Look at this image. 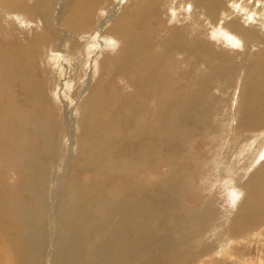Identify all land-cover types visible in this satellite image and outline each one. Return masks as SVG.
I'll return each instance as SVG.
<instances>
[{
	"label": "bare ground",
	"instance_id": "1",
	"mask_svg": "<svg viewBox=\"0 0 264 264\" xmlns=\"http://www.w3.org/2000/svg\"><path fill=\"white\" fill-rule=\"evenodd\" d=\"M98 2L0 0V264L243 259L234 238L263 235V163L234 186L236 209L221 206V218L207 197L187 209L172 193L141 195L155 179L132 189L100 181L164 160L183 178L171 189L186 195L197 175L202 199L247 174L230 161L250 167L264 152V0H100L101 18ZM97 31L103 49L91 59ZM200 138L211 155L180 170V147L191 164Z\"/></svg>",
	"mask_w": 264,
	"mask_h": 264
},
{
	"label": "rangeland",
	"instance_id": "2",
	"mask_svg": "<svg viewBox=\"0 0 264 264\" xmlns=\"http://www.w3.org/2000/svg\"><path fill=\"white\" fill-rule=\"evenodd\" d=\"M119 1H122L124 3V2H127L128 0H119ZM91 3H92V0H91ZM99 4H100V0H99L98 4L96 6H94L96 8L94 11H96L97 17H100L101 18V17L104 16L103 15L104 13H102V10H103L104 7H98ZM5 18H7L6 15H5ZM10 18L14 20V22L16 23V25L18 27L24 26L25 23H27V21H25V19H22L21 20L16 15H12ZM141 19H143V17ZM176 22L177 21L173 18V23L175 24ZM95 39H96V41L94 42L95 48L93 49V51H91V59H94L93 56H97V55L99 56V52L102 51V49H103V44H102V42H103V35L101 34L100 31H97L96 32ZM50 48H51V45L49 46L48 50ZM89 68L91 70V67H89ZM95 71H96V69H93V74H95ZM4 79H5V82L9 83V81H11V83L14 84V80L12 82L11 79H7V78H4ZM118 83H119L120 87L123 88V90H125V89H128V91L134 90V88L130 85V83L127 80L123 81V80L119 79V82ZM15 84H18V82H15ZM224 85H226V84H224ZM217 94H219V92H217ZM228 96H229V94L228 95L226 94L225 96L224 95L223 96H220L221 98L222 97H224V98L220 99L219 102L222 101L221 103H223L224 105H226V103L229 101V97ZM239 101H240V98H238V102ZM232 107L233 106L231 105L230 108H232ZM215 122L216 121H214L213 123H215ZM213 130H216V128H214ZM262 132H264V131H260V133H262ZM226 134L227 133H225V135ZM228 135L229 134H227L226 136H228ZM175 138H178V137H175ZM172 142H174V138H172L170 136L169 137V143H172ZM217 144H219V143H217V142L214 143V145H217ZM210 147L211 146H208V141L207 140H204V139L201 140V138L198 139V140H196V142L192 146V150L196 154V157H195V159H192V158L191 159H188V160H190L192 162L191 164H188L187 161H186L187 160V157H188V148L186 146L180 147L181 148L180 151H179V155L180 156H178L179 159L177 158V161L179 160L178 162L181 163V165L179 164V167L178 168L180 170H181V168L183 169L184 167L185 168L188 167L191 170L192 169L193 170L194 169H197L198 163L196 164L194 162V160L197 159L199 161L201 159L208 158L211 155V150H212V147L211 148ZM255 147L256 146H250V150H254ZM168 150L171 151V149H168ZM181 157H183V158H181ZM233 159H235V158H233ZM79 160H80V155L77 154L76 155V158H75V161L73 163V165H75L73 167V169H78L79 170V168L76 167V166H78ZM163 161L164 160H162L161 163L158 164V165H157V163L156 164L152 163L151 165L153 167L150 166V170L152 168H154V169L151 172H145L144 169H142V171H139V170L136 171L135 170L134 171L135 173L133 175L129 176L127 179H125L123 177L120 178L116 174L114 176L110 177L108 180L104 176H102L103 179H101L100 182H105V184L108 183L109 185H112L113 187H116V188H118V187H123L124 188L125 185L127 184L126 186H128L129 188L132 189V185L133 184L135 186L134 188L138 187L136 185V182L138 180H139L138 182L140 184L141 183H144V184L141 185V188H143V187H147L146 185L149 184V183H146V182H143V181H145V180H151L150 182H153V180L155 179V182H154V186L155 187H153V188L150 189L151 191L149 192V194H148V192L146 193V191H145L146 189H145L143 192L141 191V195H144L145 197H147V196H150L151 194H153V196L155 197V195L157 194L156 197L161 195V196H166V197H170L171 198V193H172V196L174 198L173 201H177V200H175L177 198L176 196H180L181 197V200H179V202L181 203V205H183L184 208H187V209H189V208H199V209L202 208L203 203H204V199L207 197L206 203L212 202L214 204V206L217 208V213L219 214L218 217L221 218L222 217V215H221V212H222L221 206L222 207L224 206L225 208L227 207V209H228V215L229 216L233 215V212H234L233 210L236 209V201L233 198L235 196L234 186H236V184H238V183H240L241 186H242V184L246 182V180L248 179V177L250 176V174H252L255 170H257L258 167L261 166L262 163H263V166H264V152L261 150L259 156L258 157H255V163L252 164L250 167L248 165H246L247 163H249L248 159H246V160L245 159H243V160H237V159L231 160L230 161V164H232V165L235 164L236 166L238 165V167L241 165L240 166L241 168L240 167L239 168L241 169L242 172L244 170L245 171L248 170L247 174H245V176L243 178L239 179V180H237L236 178L234 180H230L231 181V185H230V188L228 187L229 188V191L228 192H223L226 189L224 187V184L223 183L215 184V186L213 188H210L211 191H206L204 193L202 199H201V195L202 194L200 193V190H199L200 180H199V178H198L197 175H194L193 176V178L195 179V181L197 182V184L196 185L190 184L191 187H189V185H188V188L186 190V192H187L186 195H183L180 192L176 194V192L171 189L172 183L174 182V183H181V184H183L181 182L183 180V178L180 175H177V176L171 175L170 174L169 167H168V164L165 163V162H163ZM239 161H240V163H239ZM246 166H248V167H246ZM174 168H175V166L172 167V170H174ZM260 170H261V168L256 171V173L252 177L251 182L254 181L258 177V175L260 173ZM70 173H69V175H70ZM80 180H81V178H80ZM207 180H212L211 179V171H210V174L207 175ZM169 183H171V184H169ZM164 185H167V186L164 188ZM50 189H56L55 181L53 183V186ZM156 189H157V191H156ZM245 189H246V187H245ZM217 192H218V194H217ZM220 192H222V193H220ZM232 192L234 194H232ZM146 194H147V196H146ZM256 195H257V198H258L259 197V194L256 193ZM216 202H217V204H216ZM169 203H171V200L169 201ZM220 204H224V205H220ZM174 205L176 207V202H175ZM229 206H234L235 208H232V207H229ZM165 207H167V204L165 205ZM209 209L210 210L211 209L213 210L214 208H208V210ZM230 210H231V212H229ZM251 212L252 213H256L253 208H251ZM6 215H7L6 213L2 214V216H6ZM183 220H185V217H183ZM259 223H260V225H263L264 226V224H262V223H264V220L263 219L259 220ZM226 226H227V224H226ZM256 231H257V232H255L256 234L255 233H254L255 235L253 234L254 236L251 235V236H249L247 238L248 239V241H247L248 243L247 242L238 241L236 238H234L235 239V242L233 243V246H234L233 248H236L235 254L243 253V254H245V257L242 259L241 256L238 255L239 258L236 260V262H233V264H246L247 261H249L250 264H263L262 262H264V229L262 228L263 235H261V236H257V234L259 235V233H260L259 232L260 229L258 230L256 228ZM252 233H253V230H252ZM232 234H234L235 236H238L239 235V233H232ZM213 257L214 258L216 257V260H214V262H211L212 264H214L215 261H219V260L220 261L218 263H216V264H231V263L228 262V260L223 259L222 256L215 255ZM248 257H249V259L247 260ZM260 258L262 259V262L259 261ZM232 260L233 259H230L229 261H232Z\"/></svg>",
	"mask_w": 264,
	"mask_h": 264
}]
</instances>
